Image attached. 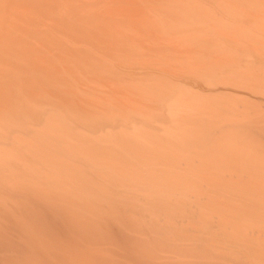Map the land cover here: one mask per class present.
<instances>
[{
    "label": "bare ground",
    "instance_id": "bare-ground-1",
    "mask_svg": "<svg viewBox=\"0 0 264 264\" xmlns=\"http://www.w3.org/2000/svg\"><path fill=\"white\" fill-rule=\"evenodd\" d=\"M260 13L0 0L3 261L264 264Z\"/></svg>",
    "mask_w": 264,
    "mask_h": 264
},
{
    "label": "rangeland",
    "instance_id": "rangeland-1",
    "mask_svg": "<svg viewBox=\"0 0 264 264\" xmlns=\"http://www.w3.org/2000/svg\"><path fill=\"white\" fill-rule=\"evenodd\" d=\"M263 1V0H262ZM253 13V11H250V13ZM260 14H263L264 15V13H260ZM165 37V36H164ZM233 37H236V36H233ZM168 41H170V37H165ZM238 38V37H237ZM237 38H235V39H237ZM243 38H245V36L243 37ZM159 40H155L154 41V43H157ZM163 42V41H162ZM246 44H248L247 46H248V48H251V50L253 51H251V54H257V56L260 54V56H264V54H262L261 55V53L260 52H264V50H262V49H256L255 47H253V46H251L250 44H252V42L251 43H246ZM257 50H260V51H258V52H256ZM249 54H250V52H248ZM243 55H241L240 57H239V63L241 64L244 60H250V58L252 57L253 58V56H255V55H251L250 57L248 56V54H245L244 56H247V57H242ZM259 56V57H260ZM262 59H264V58H262ZM216 87V86H215ZM218 87H221V86H219L218 85ZM206 92V91H205ZM208 92V91H207ZM206 92V93H207ZM210 94L211 93H213V92H209ZM208 94V93H207ZM24 199V198H23ZM205 203L206 202V199H204V200H202L201 201V203ZM49 217V216H48ZM170 236H172V234H169ZM143 237H145V238H143V239H150L151 237H153V236H147L146 237V233H145V235L143 236ZM151 240H152V238H151ZM151 240H149V241H151ZM154 241L152 240V242L151 243H153ZM226 250H228V252H229V249H228V247H224ZM226 252V251H225ZM22 253V255L20 256V258L19 259H22V261H28V259H27V255L25 256V254L23 253V252H21ZM20 253V254H21ZM29 257V256H28ZM75 257V256H74ZM129 257V258H128ZM240 257V256H239ZM4 258H6V257H3V255H0V263L1 264H3V263H5V264H13V262H10V261H8V262H4L3 260H4ZM9 258H11V257H9ZM25 258H26V260H25ZM30 258V257H29ZM11 259H13V258H11ZM24 259V260H23ZM74 258L72 257V260H73ZM29 260H31V259H29ZM13 261H14V264H15V259H13ZM140 261H141V263L143 262V261H145V260H143L140 256H138V255H136V254H128L127 255V257H126V260H125V262L123 263V264H141L140 263ZM91 262H95L96 264H109V263H107V262H105V261H103L101 258H93L92 259V261ZM166 262V261H165ZM164 261L163 262H161L160 264H170L171 262H166L165 263ZM145 264H155V263H152V262H147V263H145ZM251 264V263H250ZM252 264H255V263H252Z\"/></svg>",
    "mask_w": 264,
    "mask_h": 264
}]
</instances>
